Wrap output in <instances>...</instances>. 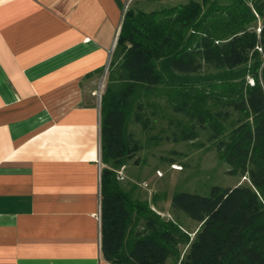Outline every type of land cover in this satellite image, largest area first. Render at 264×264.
Returning a JSON list of instances; mask_svg holds the SVG:
<instances>
[{
	"label": "trees",
	"instance_id": "1",
	"mask_svg": "<svg viewBox=\"0 0 264 264\" xmlns=\"http://www.w3.org/2000/svg\"><path fill=\"white\" fill-rule=\"evenodd\" d=\"M264 0H188L126 7L107 67L100 110V234L115 264H264ZM163 121L165 123H163ZM204 134L228 172L246 183L207 195L175 191V218L126 189L117 170L144 144ZM197 146L205 143L199 141ZM187 246L181 258L180 246Z\"/></svg>",
	"mask_w": 264,
	"mask_h": 264
},
{
	"label": "crops",
	"instance_id": "2",
	"mask_svg": "<svg viewBox=\"0 0 264 264\" xmlns=\"http://www.w3.org/2000/svg\"><path fill=\"white\" fill-rule=\"evenodd\" d=\"M187 1L0 0V264H115L101 250L92 91L107 82L126 7Z\"/></svg>",
	"mask_w": 264,
	"mask_h": 264
},
{
	"label": "rangeland",
	"instance_id": "3",
	"mask_svg": "<svg viewBox=\"0 0 264 264\" xmlns=\"http://www.w3.org/2000/svg\"><path fill=\"white\" fill-rule=\"evenodd\" d=\"M214 1L227 3L231 0ZM262 22L259 18L257 31ZM130 127L144 147L137 153L138 163L128 162L124 173L128 179L136 181L134 187L140 198L152 200L163 217L175 218L188 232H194L198 223L186 213L171 208L170 199L175 191L207 195L212 185L233 186L248 182L245 176L228 172V164L218 159L203 133L193 140L173 142L161 139L153 144L148 136L157 131V127L149 133L142 131L138 124ZM199 141L205 146H197Z\"/></svg>",
	"mask_w": 264,
	"mask_h": 264
},
{
	"label": "built area",
	"instance_id": "4",
	"mask_svg": "<svg viewBox=\"0 0 264 264\" xmlns=\"http://www.w3.org/2000/svg\"><path fill=\"white\" fill-rule=\"evenodd\" d=\"M109 59H110V54H109V58H108V60H107V62L105 64V66H104V70L106 71V73H107V67H108ZM104 87H105V84H100L98 88H96V89H94L92 91V94L96 96L97 101L99 102V104H100V99H101V95H102V92L104 90Z\"/></svg>",
	"mask_w": 264,
	"mask_h": 264
}]
</instances>
